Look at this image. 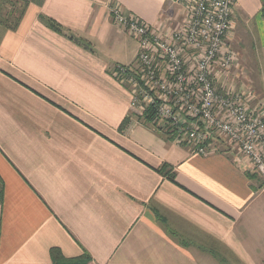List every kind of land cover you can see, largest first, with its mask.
I'll use <instances>...</instances> for the list:
<instances>
[{
  "label": "crops",
  "instance_id": "obj_1",
  "mask_svg": "<svg viewBox=\"0 0 264 264\" xmlns=\"http://www.w3.org/2000/svg\"><path fill=\"white\" fill-rule=\"evenodd\" d=\"M23 1L17 28H0V264H52L53 248L88 264H264V181L253 166L222 141L201 156L130 117V89L113 76L138 44L110 9L157 27L178 23L180 6ZM261 6H233L236 59L215 88L243 85L264 115ZM164 165L174 181L156 171Z\"/></svg>",
  "mask_w": 264,
  "mask_h": 264
},
{
  "label": "built area",
  "instance_id": "obj_2",
  "mask_svg": "<svg viewBox=\"0 0 264 264\" xmlns=\"http://www.w3.org/2000/svg\"><path fill=\"white\" fill-rule=\"evenodd\" d=\"M181 19L152 26L118 7L113 22L138 44L133 65L113 66V76L130 89L131 111L150 115L155 130L198 155L221 141L237 162L253 166L264 181V115L247 105V89L215 84L229 73L235 53L227 46L232 8L240 0H173Z\"/></svg>",
  "mask_w": 264,
  "mask_h": 264
},
{
  "label": "trees",
  "instance_id": "obj_3",
  "mask_svg": "<svg viewBox=\"0 0 264 264\" xmlns=\"http://www.w3.org/2000/svg\"><path fill=\"white\" fill-rule=\"evenodd\" d=\"M261 2L262 6L260 13L264 20V0H261ZM25 7L26 3L23 0H0L1 30H15L24 14ZM48 23L53 30L57 32L61 31V29L56 24L52 23L51 21H48ZM143 119L144 123H149L150 121V118L148 116ZM126 124H128L127 119L121 123L119 130L122 131ZM156 131L160 133L159 130ZM156 171L161 175L167 176L169 180L174 181L172 171H168V166L164 165ZM2 194V190H0V202L2 200ZM49 254L52 264H88L91 261L90 257L86 253H83V255L78 258L67 259L61 254V251L57 248L50 249Z\"/></svg>",
  "mask_w": 264,
  "mask_h": 264
},
{
  "label": "rangeland",
  "instance_id": "obj_4",
  "mask_svg": "<svg viewBox=\"0 0 264 264\" xmlns=\"http://www.w3.org/2000/svg\"><path fill=\"white\" fill-rule=\"evenodd\" d=\"M179 11H178V6H172L171 8H169L168 9V11L166 12V17L168 16V15H176L177 13H178ZM133 114V113H132ZM147 115H146V113H144V114H138V113H134L133 114V116H130V117H134L135 119H137L138 121H141V122H143V124H150V121H151V117H150V115L148 116L149 118H150V121H149V123H144V119L143 118H145ZM127 120L128 121H130V118H127ZM163 134L165 135V136H167V137H169L170 138V140H175V134H171V133H169V132H166V131H163ZM222 141V140H221ZM1 190V189H0ZM1 203V202H0Z\"/></svg>",
  "mask_w": 264,
  "mask_h": 264
}]
</instances>
